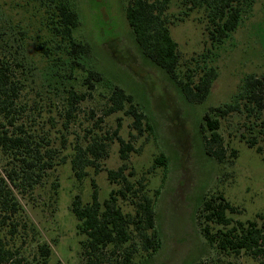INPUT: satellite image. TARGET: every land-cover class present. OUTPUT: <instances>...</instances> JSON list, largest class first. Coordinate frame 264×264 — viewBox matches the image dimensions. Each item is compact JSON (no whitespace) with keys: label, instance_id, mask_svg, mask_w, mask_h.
<instances>
[{"label":"rangeland","instance_id":"1","mask_svg":"<svg viewBox=\"0 0 264 264\" xmlns=\"http://www.w3.org/2000/svg\"><path fill=\"white\" fill-rule=\"evenodd\" d=\"M0 1L21 24L38 28L37 17L19 6L24 0ZM73 1L81 19L75 35L92 46L86 64L132 94L146 118L140 132L124 110L107 114V89L88 85L92 89L87 90L82 80L86 72L81 69L65 77L64 85L58 87L45 70L51 61L28 39L29 60L36 67L24 92L30 126L49 140L58 156L41 185L27 197L17 194L28 227L10 238V244L35 263L38 245L47 242L52 254L46 264H87L82 245L86 237L77 228L72 201L79 194L83 202H89L94 189L104 201L111 189L120 187L109 180L108 170L117 169L123 162L121 137L134 146L127 176L132 180L144 176L149 193L160 192L155 208L161 246L151 256L144 251L134 253L130 264H258L248 253L221 254L211 246L201 232L200 215L203 201L221 194L237 208L232 215L235 220L264 221V151L258 153L243 137L253 135L249 131L253 130L250 125L254 119L239 113L221 118L219 131L226 147L222 160L209 151L203 126L210 107L230 102L247 75L264 74V0H254L238 28L220 44L209 40L203 11L189 10V15L179 19L181 0H171L168 13L174 21L171 33L181 53L180 77L188 65H213L217 70L211 90L201 103L189 100L178 80L144 55L126 19L129 0ZM71 86L87 95L74 116L67 119V88ZM257 123L260 125L261 120ZM95 134L108 138L107 153L98 159V166L86 167L80 179L72 166L74 148L78 143L86 145ZM160 154L166 157V165L150 172ZM119 203L125 212H133L128 201L120 199ZM127 247L114 253L115 248L108 245L98 260L122 264Z\"/></svg>","mask_w":264,"mask_h":264},{"label":"trees","instance_id":"2","mask_svg":"<svg viewBox=\"0 0 264 264\" xmlns=\"http://www.w3.org/2000/svg\"><path fill=\"white\" fill-rule=\"evenodd\" d=\"M253 1L181 0L183 10L178 18L183 20L189 15V10L203 11L207 17L209 40L220 44L238 28ZM170 4L171 0H129L125 9L126 19L144 55L176 78L189 100L201 103L211 90L217 70L213 65L199 68L188 65L180 77L181 53L171 33L174 21L168 13ZM19 6L37 17L39 26L34 28L33 24H21V20H16L15 15L6 11L0 1V264H46L52 254L47 242L38 245V254L34 256L36 263L23 256L9 242L10 238L28 227L23 220L24 208L17 194L27 197L41 185L47 172L56 165L58 156L49 140L37 128L30 126V109L24 92L36 67L29 60L28 39L51 61L45 70L56 85H64L65 77L81 69L86 72L82 76L84 85L107 89V114L124 110L133 117L134 127L140 132L146 117L132 94L86 64L85 59L91 54L92 46L89 41L75 35L81 19L73 0H24ZM90 87L87 90L92 89ZM67 93L66 117L71 119L87 92L71 86L67 88ZM233 113L254 119L250 126L255 133L251 130L249 134L253 133L252 136L243 137L249 147L255 148L258 153L263 152L264 74L247 75L230 102L210 107L204 114L208 149L218 160L226 157V147L219 131L221 118ZM258 120H261L260 125ZM258 126L259 129H256ZM260 137L262 140H259ZM107 139L95 134L86 145L76 144L72 166L78 178L86 174V167L99 165L98 159L107 153ZM119 140L123 162L117 169L108 170V178L120 187L111 189L104 201L99 199L96 189L91 193L89 202H83L79 194L72 201L71 210L76 216L77 228L86 237L82 245L87 264H103L98 259L108 245L115 248V253L128 244L126 260L122 264H130L131 256L138 251L151 256L161 246L155 208L160 192L155 190L150 194L144 176L137 180L127 176V162L134 146L121 137ZM166 162V157L160 154L149 171L153 172ZM120 199L128 201L133 206V212H125ZM236 211L237 208L221 194L206 198L200 215L202 234L221 254L248 253L258 264H264V221L258 224L235 220L232 215ZM31 229L34 231L36 227Z\"/></svg>","mask_w":264,"mask_h":264}]
</instances>
